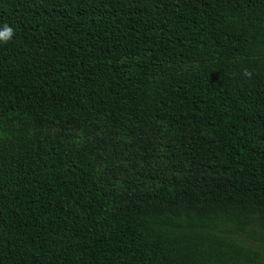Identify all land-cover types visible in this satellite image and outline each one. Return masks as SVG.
<instances>
[{
  "label": "trees",
  "instance_id": "obj_1",
  "mask_svg": "<svg viewBox=\"0 0 264 264\" xmlns=\"http://www.w3.org/2000/svg\"><path fill=\"white\" fill-rule=\"evenodd\" d=\"M0 264H264V0H0Z\"/></svg>",
  "mask_w": 264,
  "mask_h": 264
},
{
  "label": "clouds",
  "instance_id": "obj_2",
  "mask_svg": "<svg viewBox=\"0 0 264 264\" xmlns=\"http://www.w3.org/2000/svg\"><path fill=\"white\" fill-rule=\"evenodd\" d=\"M13 35V29L7 24L0 26V43H5L11 39Z\"/></svg>",
  "mask_w": 264,
  "mask_h": 264
}]
</instances>
